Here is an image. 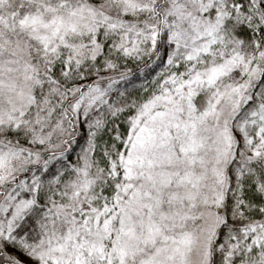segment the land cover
Masks as SVG:
<instances>
[{
    "label": "snow or ice",
    "instance_id": "6c2138e0",
    "mask_svg": "<svg viewBox=\"0 0 264 264\" xmlns=\"http://www.w3.org/2000/svg\"><path fill=\"white\" fill-rule=\"evenodd\" d=\"M0 264H264V0H0Z\"/></svg>",
    "mask_w": 264,
    "mask_h": 264
}]
</instances>
